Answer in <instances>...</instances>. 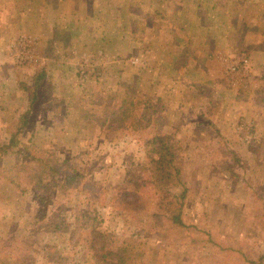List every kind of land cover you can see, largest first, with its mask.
Instances as JSON below:
<instances>
[{"label": "rangeland", "instance_id": "obj_1", "mask_svg": "<svg viewBox=\"0 0 264 264\" xmlns=\"http://www.w3.org/2000/svg\"><path fill=\"white\" fill-rule=\"evenodd\" d=\"M226 2L247 22L264 7V0ZM8 3L0 0V144L13 135L15 143L0 151V264H98L80 238L87 217L113 241L131 242L130 264H264V200L252 197L264 175L256 181L248 173L249 143L232 132L238 115L230 100L242 97L221 77L193 76L155 103L151 81L145 91L121 78L82 83L78 63L63 82L49 80L39 61H14L16 38L34 33L19 22L20 1L15 15ZM191 84L207 98L192 94ZM208 98L217 107L203 113ZM123 99L135 102L138 127L95 119L115 115ZM156 133L171 138L173 167L187 187L184 226L152 216L159 201L151 188L142 195L146 209L121 208Z\"/></svg>", "mask_w": 264, "mask_h": 264}, {"label": "crops", "instance_id": "obj_2", "mask_svg": "<svg viewBox=\"0 0 264 264\" xmlns=\"http://www.w3.org/2000/svg\"><path fill=\"white\" fill-rule=\"evenodd\" d=\"M18 1L19 22L37 34L38 61L49 80L63 82L79 65L80 55L98 52L102 65L86 83L121 78L145 91L151 81L155 103L172 99L177 83L193 76L203 77V83L224 79L238 93L234 97H242L240 102L230 100L238 115L232 132L249 143L247 155L253 161L248 173L255 174L256 181L264 175V7L247 22L226 0H9L11 15ZM245 56L247 87L233 86L222 58ZM190 87L192 94L207 98L201 87L195 92L194 85ZM215 103L208 98L200 108L212 112ZM261 180L252 195L257 202L264 200Z\"/></svg>", "mask_w": 264, "mask_h": 264}, {"label": "trees", "instance_id": "obj_3", "mask_svg": "<svg viewBox=\"0 0 264 264\" xmlns=\"http://www.w3.org/2000/svg\"><path fill=\"white\" fill-rule=\"evenodd\" d=\"M122 104L117 109L118 112L111 116L109 113L94 116L95 119L103 126L108 128L119 127H138L139 122H135L133 116L132 101L123 99ZM116 112V111H115ZM27 115V114H26ZM133 117V118H132ZM129 119L130 122H127ZM132 125V126H131ZM25 126V122L18 127V131ZM14 132L13 134H15ZM14 136V135H13ZM13 136L4 145L0 144V151L5 152L15 141ZM171 138L167 135L156 133L150 140L146 148L147 159L143 162L138 177L135 178L129 190L122 192L120 201L123 210L141 211L146 209L143 201V193L152 189V193H158L157 208L152 212L154 217H166L174 225L184 226L181 217L182 206L187 193V187L179 184L180 177L178 169L173 167L174 154ZM24 167V165L20 166ZM180 185V191L176 194L170 191L169 186ZM166 187L167 190H164ZM80 238L85 248L91 254V257L98 264H130L131 260V242L122 240L113 241L109 235L102 231L93 218H86L83 228L80 232Z\"/></svg>", "mask_w": 264, "mask_h": 264}, {"label": "built area", "instance_id": "obj_4", "mask_svg": "<svg viewBox=\"0 0 264 264\" xmlns=\"http://www.w3.org/2000/svg\"><path fill=\"white\" fill-rule=\"evenodd\" d=\"M38 36L36 34H19L16 38L17 49L14 56V61L18 65L32 64L38 61L37 53L35 52L38 43ZM73 53V51H72ZM80 62L77 68V76L80 82L86 83L93 79L97 74L98 60L102 57L101 52L96 55L91 53H84L80 55ZM99 58H98V57ZM223 62L226 63V73L233 86L241 85L247 87V79L244 78V68L248 63V58L241 57L239 59L224 57ZM133 62L136 58H133Z\"/></svg>", "mask_w": 264, "mask_h": 264}]
</instances>
